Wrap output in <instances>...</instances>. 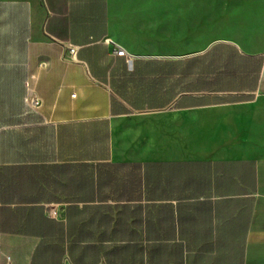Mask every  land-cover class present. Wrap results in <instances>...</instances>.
<instances>
[{
  "label": "crops",
  "instance_id": "1",
  "mask_svg": "<svg viewBox=\"0 0 264 264\" xmlns=\"http://www.w3.org/2000/svg\"><path fill=\"white\" fill-rule=\"evenodd\" d=\"M181 13L0 0V264H264V155H161L152 118L264 105V48Z\"/></svg>",
  "mask_w": 264,
  "mask_h": 264
},
{
  "label": "rangeland",
  "instance_id": "2",
  "mask_svg": "<svg viewBox=\"0 0 264 264\" xmlns=\"http://www.w3.org/2000/svg\"><path fill=\"white\" fill-rule=\"evenodd\" d=\"M126 0H111L115 11ZM182 10L183 31L199 42L217 37L243 38L264 48V0H159ZM185 18V19H184ZM227 37V38H229ZM152 118L160 131L158 154L175 158H216L264 155V105L188 113L171 112Z\"/></svg>",
  "mask_w": 264,
  "mask_h": 264
},
{
  "label": "built area",
  "instance_id": "3",
  "mask_svg": "<svg viewBox=\"0 0 264 264\" xmlns=\"http://www.w3.org/2000/svg\"><path fill=\"white\" fill-rule=\"evenodd\" d=\"M107 42L110 43L109 40H108ZM75 51H76V50H75L74 48H70V49L68 50V55H69L70 59L74 56ZM114 54L117 55V56H120V57H124V56H126L125 51H124L123 49H121V48L115 50V51H114ZM25 102H26L31 108H33V109H37V108L40 107V101H39V99H37L36 97H34V96L32 95L31 92L28 93V96L26 97Z\"/></svg>",
  "mask_w": 264,
  "mask_h": 264
}]
</instances>
